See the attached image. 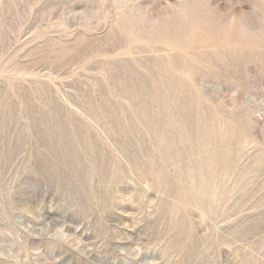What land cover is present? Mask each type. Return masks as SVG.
I'll return each instance as SVG.
<instances>
[{"label": "rangeland", "instance_id": "obj_1", "mask_svg": "<svg viewBox=\"0 0 264 264\" xmlns=\"http://www.w3.org/2000/svg\"><path fill=\"white\" fill-rule=\"evenodd\" d=\"M0 264H264V0H0Z\"/></svg>", "mask_w": 264, "mask_h": 264}, {"label": "bare ground", "instance_id": "obj_2", "mask_svg": "<svg viewBox=\"0 0 264 264\" xmlns=\"http://www.w3.org/2000/svg\"><path fill=\"white\" fill-rule=\"evenodd\" d=\"M63 123V122H62ZM61 123V124H62ZM59 125H60V123H59ZM64 125V124H63ZM61 128V127H60ZM51 130V129H50ZM73 135H74V132L72 133ZM31 135V134H30ZM75 135H77V134H75ZM68 137V136H67ZM65 138V137H64ZM71 138V137H70ZM68 139V138H67ZM69 143V142H68ZM67 144V143H66ZM60 145V144H59ZM62 145V144H61ZM54 146H57L58 147V144L57 145H54ZM50 147V146H49ZM72 147V146H71ZM71 147L69 148V151L71 150ZM54 148H56V147H54ZM58 149V148H57ZM81 149H83V148H81ZM54 150V149H53ZM53 150H52V152H53ZM56 150V149H55ZM85 150V149H84ZM92 150V152H93V149H91ZM60 151V150H59ZM65 151V150H64ZM63 150H62V152H64ZM66 151H68L67 150V148H66ZM85 152H87V151H85ZM89 152H90V150H89ZM91 152V153H92ZM91 153H90V155H91ZM63 154V153H62ZM74 154V153H73ZM93 154H94V152H93ZM93 154H92V156H93ZM66 155H67V153H66ZM71 155V154H70ZM89 155V154H88ZM77 156V155H76ZM83 156V155H82ZM55 157H56V155H55ZM57 157H59V156H57ZM70 157V156H69ZM73 157V156H72ZM67 158H68V156H67ZM75 157H73V159H74ZM94 158V157H93ZM60 159V158H59ZM62 159V158H61ZM63 159H64V157H63ZM69 159V158H68ZM65 160V159H64ZM67 160V159H66ZM63 160H61V162H62ZM71 161V160H70ZM74 161V160H73ZM73 163H75V162H73ZM93 163H95L94 161H93ZM69 164V163H68ZM70 164H72L71 162H70ZM77 164V163H76ZM65 165V164H64ZM74 166V165H73ZM102 166V165H101ZM49 167H51V166H49ZM79 167V166H78ZM81 167V166H80ZM78 170H79V168H77ZM82 169V168H81Z\"/></svg>", "mask_w": 264, "mask_h": 264}]
</instances>
